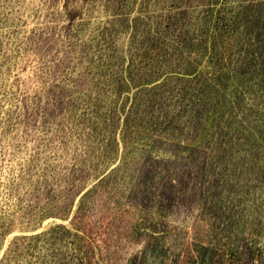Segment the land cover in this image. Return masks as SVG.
I'll list each match as a JSON object with an SVG mask.
<instances>
[{
  "label": "rangeland",
  "instance_id": "obj_1",
  "mask_svg": "<svg viewBox=\"0 0 264 264\" xmlns=\"http://www.w3.org/2000/svg\"><path fill=\"white\" fill-rule=\"evenodd\" d=\"M0 264H264V0H0Z\"/></svg>",
  "mask_w": 264,
  "mask_h": 264
}]
</instances>
